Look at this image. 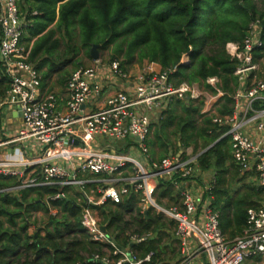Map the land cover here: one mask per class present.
I'll return each mask as SVG.
<instances>
[{"label": "built area", "instance_id": "1", "mask_svg": "<svg viewBox=\"0 0 264 264\" xmlns=\"http://www.w3.org/2000/svg\"><path fill=\"white\" fill-rule=\"evenodd\" d=\"M25 24L18 0H0V67L10 80L7 93L0 97V114L14 110L23 125L17 136L0 144L30 139L41 147L36 155L22 159L0 158V175L18 179L0 193L54 185L58 192L46 200L72 196L78 203L84 201L80 222L86 236L107 247L87 260L98 264H142L150 259V255L139 259L130 247L146 241L150 233H129L122 245L99 216L97 207L129 196H134L141 213L155 211L174 222L171 234L179 250L174 264H264V200L248 208L242 233L229 238L212 204L214 175L209 179L201 175L198 157L204 150L180 148L161 160L149 151L147 140L157 114L174 100L198 99L199 85L174 84L170 72L155 62L142 63L133 74L121 67L119 59L104 63L99 58L74 70L60 92L47 91L38 70L26 61ZM263 37L256 19L241 43H227L238 81L231 95L232 110L225 115L216 112L223 95L217 90L206 95L201 113L225 129L219 139L229 138L240 173L264 190V56L255 54ZM187 61L186 56L183 62ZM104 80H121L125 87L99 104ZM206 82L217 89L219 79L209 77ZM118 141L127 144L117 149ZM165 181L173 200L165 196L159 202V186Z\"/></svg>", "mask_w": 264, "mask_h": 264}, {"label": "trees", "instance_id": "2", "mask_svg": "<svg viewBox=\"0 0 264 264\" xmlns=\"http://www.w3.org/2000/svg\"><path fill=\"white\" fill-rule=\"evenodd\" d=\"M18 5L26 19V61L40 73L43 89L65 87L71 73L83 66L77 57L80 50L93 59L94 45L103 49L111 44V60L123 56L124 70L132 64L155 62L170 72L176 85L185 82L212 94L221 91L216 106L219 115L231 112V95L238 87L236 61L227 53V43H241L256 19L264 30V0H18ZM255 54L264 56V44ZM214 76L219 79L217 89L206 82ZM9 82L0 67V97L7 93ZM177 101L178 109L169 104L157 114L161 125L153 139L147 140L149 151L161 160L180 148L197 150L203 140L198 163L202 171L214 169L212 204L219 211L221 230L233 238L242 233L248 208L264 200V190L251 183L230 194L232 182L241 173L233 161L229 138L219 139L225 129L201 113L203 100ZM170 125L176 138L174 151L165 131ZM17 183L16 177L0 175V189ZM58 190L50 185L0 193V264H98L87 260L107 247L87 238L80 222L84 201L78 203L72 196L45 199ZM172 194L169 182H162L157 201L165 196L173 200ZM38 207L49 216L45 224L39 225L33 216ZM50 209L57 212L51 215ZM97 209L107 232L122 245L129 233L151 234L130 246L139 259L150 255L142 264L176 262L179 250L173 246L172 220L155 211L141 213L134 196Z\"/></svg>", "mask_w": 264, "mask_h": 264}, {"label": "rangeland", "instance_id": "3", "mask_svg": "<svg viewBox=\"0 0 264 264\" xmlns=\"http://www.w3.org/2000/svg\"><path fill=\"white\" fill-rule=\"evenodd\" d=\"M98 54H99L100 60L102 62L108 63L111 60V56H112V45L110 44L107 48H103V49L98 48ZM77 57L81 58L80 62H82L83 66H89L93 63V59L88 58L85 55L84 50H80ZM118 59L120 61H122L124 58H123V56H119ZM132 62H134V60H132L129 64H127V66L130 65ZM131 66H132L131 69H132L133 73H138L142 69V64L138 65V66H134L132 64ZM53 90L56 92L61 91L59 87H56ZM199 94L200 95H199L198 99L203 100V106H204V101L206 100V95H212L210 90H206V89H204L203 86H200V85H199ZM178 105L179 104H178L177 100L170 102V106L172 108L176 107L178 109L179 108ZM94 106H95V104L93 103L92 107H94ZM203 106H202V108H203ZM10 111H11L10 109L3 110L0 114V138L2 137L1 139L7 138V137H12V136L16 135L21 128H23V126H21V125H18V126L13 128L12 122L11 123L9 122V119L11 118ZM176 112H180V111L178 110ZM160 125H161V121L157 120V118L155 117L153 129H152V132L149 136V139H153L154 131H155L156 127H158ZM173 127H174L173 125L168 126L165 128V131H167L166 133L168 134V137L172 142V145H173L172 150L174 151V148H175L174 144L176 142V138L172 133H170L173 130ZM126 144H127V141H118L115 143V146H117V149H122V147L126 146ZM13 146H14V144H13ZM198 146L199 147L197 148V150H195L194 146H190L188 148V150L191 151L192 153L203 150L204 149L203 140H199ZM155 150H157V148H155ZM213 174H214V169L202 171V173H201V175L207 179L211 178V176ZM242 176H243V174H240L238 177H235V180H234V182H232V185H231V191H230L231 193L230 194H232V195L237 194V192H239V190L242 188V186L251 185V180H249V177L248 176L242 177ZM252 184H253V182H252ZM11 194H13V193H11ZM38 217L39 218H37V222L39 223V225L45 224V222L48 221V218H49V216L47 214H45V212H39ZM57 217H59V216H57ZM173 246L178 248L177 243H174Z\"/></svg>", "mask_w": 264, "mask_h": 264}, {"label": "crops", "instance_id": "4", "mask_svg": "<svg viewBox=\"0 0 264 264\" xmlns=\"http://www.w3.org/2000/svg\"><path fill=\"white\" fill-rule=\"evenodd\" d=\"M134 66H138V65H134ZM132 66H128L127 70H129L130 72H132ZM133 73V72H132ZM136 74V73H133ZM104 93L101 97V100L99 102V104H102L105 99L108 98L109 95L113 94L116 90L121 89L122 87L124 88L125 85L123 84V82L121 80H116V81H112V80H104ZM11 113V118L9 119V122H12L13 128L18 126V125H22V122L20 120V116L17 112H15L14 110L10 111ZM23 129V128H21ZM20 129V130H21ZM19 130V131H20ZM19 133V132H18ZM18 133L12 137H7L4 139L0 138V143H2L4 140L13 138L15 136L18 135ZM14 144V146H13ZM150 148V147H149ZM41 150V147L36 144L35 142L31 141L30 139H26V140H20V141H15V142H11L9 144H0V158H4V159H22L25 155L30 156V155H36L37 153H39ZM14 177V176H13ZM25 190V189H23ZM22 191V190H20ZM20 191L15 192L19 193ZM56 211V209H53ZM39 212H43L42 210H40V208H36V210L33 212V216H35V218H39ZM57 212V211H56ZM52 209H50V214L53 215L54 213ZM30 231H32V228H30Z\"/></svg>", "mask_w": 264, "mask_h": 264}, {"label": "water", "instance_id": "5", "mask_svg": "<svg viewBox=\"0 0 264 264\" xmlns=\"http://www.w3.org/2000/svg\"><path fill=\"white\" fill-rule=\"evenodd\" d=\"M98 47L97 45H94L92 48H91V56L94 60H97L99 59V54H98ZM100 229L103 231V232H106V226L105 225H100Z\"/></svg>", "mask_w": 264, "mask_h": 264}]
</instances>
